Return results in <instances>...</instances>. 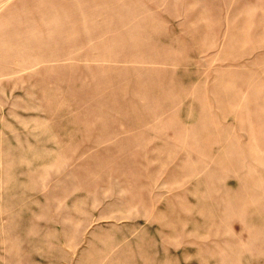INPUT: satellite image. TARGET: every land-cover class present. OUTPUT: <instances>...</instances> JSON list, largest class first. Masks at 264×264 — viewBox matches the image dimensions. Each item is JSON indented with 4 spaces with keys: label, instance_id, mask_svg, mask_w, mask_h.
<instances>
[{
    "label": "rangeland",
    "instance_id": "374dc122",
    "mask_svg": "<svg viewBox=\"0 0 264 264\" xmlns=\"http://www.w3.org/2000/svg\"><path fill=\"white\" fill-rule=\"evenodd\" d=\"M0 264H264V0H0Z\"/></svg>",
    "mask_w": 264,
    "mask_h": 264
}]
</instances>
